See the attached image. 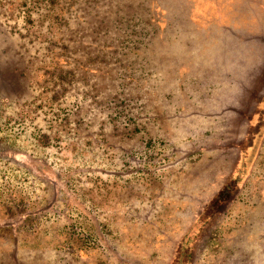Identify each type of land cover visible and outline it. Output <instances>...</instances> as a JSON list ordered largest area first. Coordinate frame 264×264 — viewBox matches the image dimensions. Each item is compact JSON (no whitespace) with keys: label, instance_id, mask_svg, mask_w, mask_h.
Instances as JSON below:
<instances>
[{"label":"rangeland","instance_id":"obj_1","mask_svg":"<svg viewBox=\"0 0 264 264\" xmlns=\"http://www.w3.org/2000/svg\"><path fill=\"white\" fill-rule=\"evenodd\" d=\"M0 264H264V0H0Z\"/></svg>","mask_w":264,"mask_h":264},{"label":"trees","instance_id":"obj_2","mask_svg":"<svg viewBox=\"0 0 264 264\" xmlns=\"http://www.w3.org/2000/svg\"><path fill=\"white\" fill-rule=\"evenodd\" d=\"M248 140H251L250 138L248 139ZM248 145V141H246V146ZM221 195H222V193H221ZM221 197V196H220Z\"/></svg>","mask_w":264,"mask_h":264},{"label":"crops","instance_id":"obj_3","mask_svg":"<svg viewBox=\"0 0 264 264\" xmlns=\"http://www.w3.org/2000/svg\"><path fill=\"white\" fill-rule=\"evenodd\" d=\"M232 26H235V24H234V23H232Z\"/></svg>","mask_w":264,"mask_h":264}]
</instances>
